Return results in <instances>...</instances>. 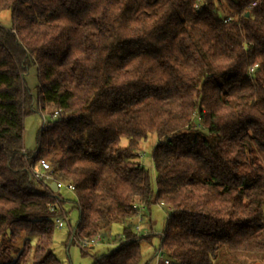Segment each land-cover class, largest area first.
Returning a JSON list of instances; mask_svg holds the SVG:
<instances>
[{
  "label": "trees",
  "instance_id": "obj_1",
  "mask_svg": "<svg viewBox=\"0 0 264 264\" xmlns=\"http://www.w3.org/2000/svg\"><path fill=\"white\" fill-rule=\"evenodd\" d=\"M6 9L0 264H63L52 239L64 199L34 177L42 157L74 186L72 241L123 224L93 264H141L151 235L133 231L132 220L157 202L170 210L158 245L168 264H212L222 246L264 254V164L255 153L264 156V0H0ZM31 66L37 108L52 117L27 152ZM150 133L155 188L138 161Z\"/></svg>",
  "mask_w": 264,
  "mask_h": 264
},
{
  "label": "rangeland",
  "instance_id": "obj_2",
  "mask_svg": "<svg viewBox=\"0 0 264 264\" xmlns=\"http://www.w3.org/2000/svg\"><path fill=\"white\" fill-rule=\"evenodd\" d=\"M0 25L4 27L11 26V16L8 9L0 11ZM26 86L33 96V105L30 111L23 116V149L27 152H32L36 148V134L42 127L44 122H47L52 117V109L45 108L43 111L38 110L36 102L37 97V75L35 66H31L24 75ZM157 142L155 134L150 133L146 139L142 140L139 145L138 161L150 171L152 186L155 188V171L152 164V148ZM128 143L126 138H121L120 145L126 146ZM259 161L264 164V156L258 150H255ZM59 193L64 199L61 207L66 215L64 226L61 228L55 227L52 239L53 254L63 264H93L95 256L106 253L113 248L122 234L121 222H114L110 230L98 242L88 245L82 249L76 241H72L69 233L76 224L78 212L72 208L73 195L65 188H60ZM169 207L162 203H154L149 208H142L141 213L132 220V230L139 235L150 234L151 240L141 243V264H163V260L169 258L164 251L158 250L159 234L164 229ZM136 227H138L136 229ZM24 235H20L16 240V245L20 246L23 242ZM34 241V240H33ZM212 264H264V254H246L234 252L219 247L217 254L213 259Z\"/></svg>",
  "mask_w": 264,
  "mask_h": 264
},
{
  "label": "built area",
  "instance_id": "obj_3",
  "mask_svg": "<svg viewBox=\"0 0 264 264\" xmlns=\"http://www.w3.org/2000/svg\"><path fill=\"white\" fill-rule=\"evenodd\" d=\"M254 66H256V64H254L250 68V71L253 70ZM55 113H56V111L54 112V114ZM33 175H34V177L36 179H44V180H46L48 182L49 181H55L56 182V187H57L58 190L60 188H65L68 191H74L73 184L66 183V182H64L62 180L54 178L48 158H45V157L39 158V160H38V168L33 169ZM65 222L68 223V221L66 220V215L63 213L62 215L58 216L55 219V227L61 228V227L64 226ZM137 228L138 227H136V229ZM73 239L80 245V247L82 249H84L88 245L98 242L101 239V236L97 235L94 238L85 239V240H78V239L74 238V236H73ZM163 264H168V260L164 259L163 260Z\"/></svg>",
  "mask_w": 264,
  "mask_h": 264
},
{
  "label": "water",
  "instance_id": "obj_4",
  "mask_svg": "<svg viewBox=\"0 0 264 264\" xmlns=\"http://www.w3.org/2000/svg\"><path fill=\"white\" fill-rule=\"evenodd\" d=\"M246 15H248V13H246ZM49 187H50V189L52 190V191H54V192H57V187H56V182L55 181H44ZM102 236H105V233H103L102 234Z\"/></svg>",
  "mask_w": 264,
  "mask_h": 264
}]
</instances>
